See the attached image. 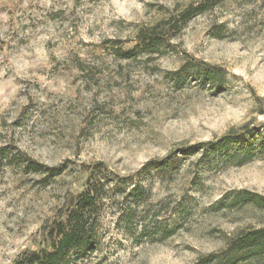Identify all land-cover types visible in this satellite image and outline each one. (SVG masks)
I'll return each mask as SVG.
<instances>
[{
    "label": "rangeland",
    "instance_id": "rangeland-1",
    "mask_svg": "<svg viewBox=\"0 0 264 264\" xmlns=\"http://www.w3.org/2000/svg\"><path fill=\"white\" fill-rule=\"evenodd\" d=\"M204 2L0 0V264L48 249L91 170L99 224L69 264H264L235 253L264 228L242 194L264 197V0L173 28Z\"/></svg>",
    "mask_w": 264,
    "mask_h": 264
},
{
    "label": "trees",
    "instance_id": "trees-1",
    "mask_svg": "<svg viewBox=\"0 0 264 264\" xmlns=\"http://www.w3.org/2000/svg\"><path fill=\"white\" fill-rule=\"evenodd\" d=\"M211 1L213 3L209 5ZM214 2L215 0H205L204 3L197 6H187L179 13V20L173 23V28L179 30L188 21L209 10L215 4ZM139 40L148 48H152L156 35L139 37ZM199 76L204 81L213 84L220 82L223 78L220 72L212 71L206 65L200 71ZM244 130H247V127ZM234 136V133L230 132L215 142L204 143L201 146L211 147V150L217 155H227L234 146L232 144ZM104 188L105 183L102 179L96 177L94 171H89L84 190L76 196L71 207L56 222L54 229L50 232L48 249H40L38 252H23L16 264H69L74 255L90 249L99 224L98 217ZM137 190V187L133 188V192ZM242 194L247 203L264 208V197L247 191ZM236 250L235 253L246 252L249 256H256L261 253L264 250V228L243 234L238 240ZM210 262H213V257L204 260L203 264ZM215 264H222V262L219 261ZM228 264H231V261Z\"/></svg>",
    "mask_w": 264,
    "mask_h": 264
}]
</instances>
